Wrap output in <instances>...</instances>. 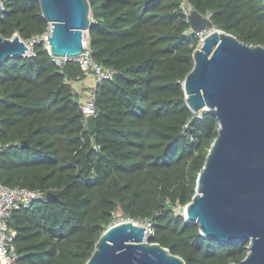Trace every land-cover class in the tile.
<instances>
[{
  "label": "trees",
  "instance_id": "16d2710c",
  "mask_svg": "<svg viewBox=\"0 0 264 264\" xmlns=\"http://www.w3.org/2000/svg\"><path fill=\"white\" fill-rule=\"evenodd\" d=\"M184 1L214 29L264 46V0H88L90 58L113 71L96 87L92 134L66 83L85 78L77 62L57 65L40 42L0 65V185L57 197L10 215L15 264H84L119 214L148 221L146 241L185 264H235L248 253V241L202 237L181 212L218 129L209 111L196 117L185 104L199 37L187 32ZM0 2L3 37L47 30L36 0Z\"/></svg>",
  "mask_w": 264,
  "mask_h": 264
},
{
  "label": "water",
  "instance_id": "95a60500",
  "mask_svg": "<svg viewBox=\"0 0 264 264\" xmlns=\"http://www.w3.org/2000/svg\"><path fill=\"white\" fill-rule=\"evenodd\" d=\"M36 1L48 23L49 56L73 60L90 51L83 44L90 27L88 0ZM186 21L196 35L208 33L194 49L192 69L182 82L185 104L193 114L209 111L218 129L183 216L204 238L248 241V253L235 264H264V46L247 45L214 29L195 9ZM27 51L17 34L5 38L0 33V65ZM87 125L92 134L91 118ZM45 199L57 197L47 193ZM144 235L145 229L130 220L112 224L84 264H185Z\"/></svg>",
  "mask_w": 264,
  "mask_h": 264
},
{
  "label": "built area",
  "instance_id": "2783aa9c",
  "mask_svg": "<svg viewBox=\"0 0 264 264\" xmlns=\"http://www.w3.org/2000/svg\"><path fill=\"white\" fill-rule=\"evenodd\" d=\"M181 9L187 15L192 10L191 6L185 1L181 4ZM208 17V16H206ZM191 31L190 28L187 32ZM49 35V28L39 37H33L29 41H24L28 47L26 55H32V47L35 43L42 42L48 50L47 36ZM199 37V45L203 39V33L197 34ZM57 65L67 61L66 59H55ZM73 61L77 62L84 73V79H76L74 81H67L66 83L71 87L72 94L79 105L81 114L83 116V123L87 125V119L95 116V92L98 84L102 81L111 79L113 71L109 68L103 67L94 63L90 58V53L86 52ZM89 78L91 83H86L85 79ZM200 112L195 114L199 117ZM187 125H185L186 127ZM46 193L41 190H29L21 187L7 188L0 185V264H15L16 253L14 238L16 232L8 227L7 220L10 215L21 208L28 207L32 202L45 198ZM184 208V207H183ZM183 215V210H182ZM136 223V222H134ZM140 223V222H138ZM115 224V221L114 223ZM141 226L145 229V239L153 235V230L148 221H141Z\"/></svg>",
  "mask_w": 264,
  "mask_h": 264
},
{
  "label": "rangeland",
  "instance_id": "374dc122",
  "mask_svg": "<svg viewBox=\"0 0 264 264\" xmlns=\"http://www.w3.org/2000/svg\"><path fill=\"white\" fill-rule=\"evenodd\" d=\"M206 33H208V30L206 31V32H204L203 33V36L206 34ZM83 44H84V47H88V35H87V33L86 32H84L83 33ZM198 46H199V44H198ZM182 212V211H181ZM177 213H178V211H177ZM115 223H118V222H122V221H126L124 218H122L121 217V215L119 214V215H117L116 217H115ZM136 224L137 225H142L141 224V222L140 223H138V222H136Z\"/></svg>",
  "mask_w": 264,
  "mask_h": 264
},
{
  "label": "crops",
  "instance_id": "0c3cea01",
  "mask_svg": "<svg viewBox=\"0 0 264 264\" xmlns=\"http://www.w3.org/2000/svg\"><path fill=\"white\" fill-rule=\"evenodd\" d=\"M86 83H91V80L89 78L85 79Z\"/></svg>",
  "mask_w": 264,
  "mask_h": 264
},
{
  "label": "bare ground",
  "instance_id": "6f19581e",
  "mask_svg": "<svg viewBox=\"0 0 264 264\" xmlns=\"http://www.w3.org/2000/svg\"><path fill=\"white\" fill-rule=\"evenodd\" d=\"M201 44V43H200ZM199 47V46H198Z\"/></svg>",
  "mask_w": 264,
  "mask_h": 264
}]
</instances>
